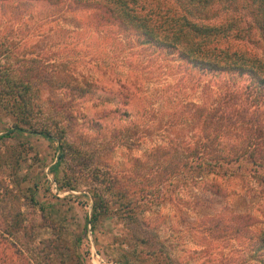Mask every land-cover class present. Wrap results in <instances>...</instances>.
Returning <instances> with one entry per match:
<instances>
[{
  "label": "rangeland",
  "instance_id": "obj_1",
  "mask_svg": "<svg viewBox=\"0 0 264 264\" xmlns=\"http://www.w3.org/2000/svg\"><path fill=\"white\" fill-rule=\"evenodd\" d=\"M98 14L0 0V264H264V184L240 171L216 178L215 194L180 175L198 163L216 91L249 79L203 71ZM29 95L27 119L53 139L13 127ZM96 192L111 203L91 221Z\"/></svg>",
  "mask_w": 264,
  "mask_h": 264
},
{
  "label": "trees",
  "instance_id": "obj_2",
  "mask_svg": "<svg viewBox=\"0 0 264 264\" xmlns=\"http://www.w3.org/2000/svg\"><path fill=\"white\" fill-rule=\"evenodd\" d=\"M49 1L94 4L101 18L130 30L144 44H154L175 53L203 71L247 76L248 83L238 90L227 85L216 91L215 100L203 117V140L194 141L192 150L198 152V156L194 157L193 151L189 155L198 159V163L192 167L194 170L189 165L187 172L180 175L188 183H203V189L215 194L221 193L216 178L234 177L240 171H246L258 184H264V0ZM231 39L238 40L244 48L231 47L228 42ZM27 86L32 88L34 83L28 80ZM22 102L21 116L15 118L13 127L53 139L48 128L27 119L29 108L33 110L36 106L33 98L29 95ZM11 104L17 106L15 99ZM212 124L216 128L213 129L215 136L232 131L239 140L226 142L208 138L206 129ZM62 136L64 138V134ZM59 149L58 163L65 155L62 144ZM65 186L74 187L70 183ZM142 191L140 201L149 195ZM100 194L96 192L91 221L106 213L111 203ZM132 202L135 206L134 200L127 203ZM262 220L264 225V213ZM259 243L256 250H263L264 228Z\"/></svg>",
  "mask_w": 264,
  "mask_h": 264
}]
</instances>
